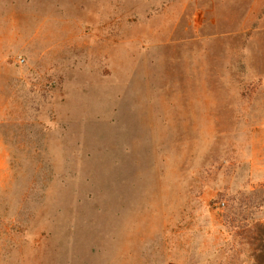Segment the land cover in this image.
Segmentation results:
<instances>
[{
	"label": "rangeland",
	"instance_id": "rangeland-1",
	"mask_svg": "<svg viewBox=\"0 0 264 264\" xmlns=\"http://www.w3.org/2000/svg\"><path fill=\"white\" fill-rule=\"evenodd\" d=\"M0 264H264V0H0Z\"/></svg>",
	"mask_w": 264,
	"mask_h": 264
}]
</instances>
